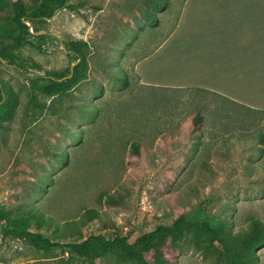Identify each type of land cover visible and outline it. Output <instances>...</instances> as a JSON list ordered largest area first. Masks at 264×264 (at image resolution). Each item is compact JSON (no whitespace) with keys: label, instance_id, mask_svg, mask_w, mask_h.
<instances>
[{"label":"rangeland","instance_id":"rangeland-1","mask_svg":"<svg viewBox=\"0 0 264 264\" xmlns=\"http://www.w3.org/2000/svg\"><path fill=\"white\" fill-rule=\"evenodd\" d=\"M69 4L79 8L37 23L40 38L26 36L9 50L14 62L0 61L11 106L0 128V209L38 211L61 229L76 223L70 238L44 232L64 245L94 234L133 242L179 215L233 232L253 218L264 222V0H171L165 12L149 9L157 24L144 15L145 0ZM11 27L6 2L0 28ZM72 39L89 44L87 79L47 97L29 64L67 74L76 63ZM9 41L0 35V44ZM197 113L200 133L190 122ZM88 209L97 218L89 220ZM7 223L0 222V264H93L68 248L38 251L6 236ZM254 253L264 264V244ZM172 262L221 261L184 240Z\"/></svg>","mask_w":264,"mask_h":264},{"label":"trees","instance_id":"trees-1","mask_svg":"<svg viewBox=\"0 0 264 264\" xmlns=\"http://www.w3.org/2000/svg\"><path fill=\"white\" fill-rule=\"evenodd\" d=\"M29 1L31 2L30 6H27L23 0H0V4L6 2L9 4L12 20L19 29V33H17L16 27L0 28V35L10 38L8 43L0 44V61L2 59L7 62H14L11 61L9 50L24 43L26 36H32L35 39L40 38L36 35L38 29L35 25L37 23H45L48 19H52L58 10L76 11L79 8L78 5L69 4L70 0ZM145 5L148 8L144 12L146 19L157 24L156 14L149 9L165 12L171 7V0H145ZM24 20L31 24L34 33H30V27ZM88 49L89 44L86 41L72 39L67 42V50L77 62L73 72L70 70L67 74L47 75V73L42 72L38 64L31 62L29 67L44 82L38 86L37 90L47 97L62 96L85 81L89 69ZM42 75L49 77L43 79ZM70 75V78L59 81ZM124 82L126 83V80ZM33 100L37 107H43L35 97ZM10 112L9 92L6 86L0 82V128L3 120L10 115ZM190 122L192 131L200 133L198 128L203 124V115L201 113L195 114ZM259 138L261 142H264V134H260ZM130 145L135 154L140 155L141 144L134 141ZM102 198H107L109 203L115 204V199L110 194H102ZM85 213L89 220L97 218L92 209L86 210ZM2 221H8L5 230L6 236L21 240L38 251L49 252L68 248L76 256L89 259L93 264L107 258H113L119 263L175 264L172 262V257L180 242L184 240L193 244L195 249L201 251L206 257H209V254L217 256L221 261L219 264H262L254 250L264 244V222L254 218L250 220V225L246 230L233 232L224 223L213 225L208 220H191L185 215H179L170 225H160L154 230L140 235L133 242L128 236L119 234L111 239L103 234H94L82 242L65 245L54 241L51 236L44 232L51 233L53 237H59V233L62 232L64 236L70 238L74 236L76 226L74 222L66 223L65 228L61 229L52 218L38 211H27L16 216H9L7 212L0 209V222ZM149 256L152 257V262L148 260Z\"/></svg>","mask_w":264,"mask_h":264},{"label":"water","instance_id":"water-1","mask_svg":"<svg viewBox=\"0 0 264 264\" xmlns=\"http://www.w3.org/2000/svg\"><path fill=\"white\" fill-rule=\"evenodd\" d=\"M48 20H50V19H48ZM25 21V20H24ZM25 23H29V22H27V21H25ZM28 26H30L29 24H28ZM1 61L3 62L4 60H2L1 59ZM77 64V62L74 64V66ZM74 66L72 67V69H71V71L73 72V68H74ZM71 77V75L70 76H67V77H65V78H63V79H60L59 81L61 82V81H63V80H65V79H68V78H70Z\"/></svg>","mask_w":264,"mask_h":264}]
</instances>
